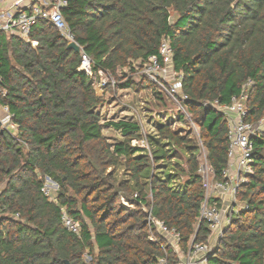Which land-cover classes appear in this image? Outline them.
<instances>
[{"label": "trees", "instance_id": "trees-1", "mask_svg": "<svg viewBox=\"0 0 264 264\" xmlns=\"http://www.w3.org/2000/svg\"><path fill=\"white\" fill-rule=\"evenodd\" d=\"M63 14L94 70L114 78L159 55L168 36L199 135L179 111L158 113L149 149L133 144L144 136L133 119L110 121L123 134L110 142L97 111L104 98L55 25L40 20L30 41L0 35L1 103L19 124L18 137L0 125V264H156L166 253L177 262L165 237L149 238L147 210L179 232L184 251L208 240L200 141L222 180L229 129L223 113L202 103H230L251 82L246 119L264 118V0H68ZM139 83L128 78L121 87L158 88ZM163 95L156 92L158 101ZM253 140V172L237 191L243 207L207 264H264V130ZM47 176L59 185L56 201L42 191ZM63 209L80 222V235L64 227Z\"/></svg>", "mask_w": 264, "mask_h": 264}, {"label": "built area", "instance_id": "built-area-1", "mask_svg": "<svg viewBox=\"0 0 264 264\" xmlns=\"http://www.w3.org/2000/svg\"><path fill=\"white\" fill-rule=\"evenodd\" d=\"M68 0H10L4 8L0 9V35L15 34L30 41L31 31L40 20L50 21L61 32L69 43L75 42L80 46L82 54L81 69L85 70L92 77L94 84L98 88H103L106 84H114L115 78L108 76L102 69L94 70L91 57L85 52L84 47L80 45L75 34L68 26L63 8L67 6ZM33 46L37 45L36 40L31 41ZM174 48L171 39L165 36L159 49V55H151L147 61L141 65L143 78L153 81L161 89H164L169 97L174 101L179 111H182L190 120V115L183 102L189 100L188 95L183 92L182 73L174 69ZM106 76L107 79H104ZM111 79V82H110ZM2 76L0 74V125L2 130L8 132L14 137H18L19 124L14 120V115L8 104L1 103V98L7 93L2 86ZM115 85V84H114ZM249 82L243 90L234 95L230 103H222L219 100L205 101L202 105L206 108H215L223 113L228 125V166L223 170L224 179H215L212 166L207 159V153L202 160L199 173L203 179L205 189L204 198L200 209V219L207 222L210 235L205 242H195L191 240L188 250L184 251L180 244V234L174 228H169L166 223L157 218L152 210H147V220L149 226V238L153 242H158V235L166 238L179 261L173 262L166 253L159 258L156 264H207L209 256L218 248L224 230L231 223L233 213L243 207L238 200L237 191L239 187L248 180V175L253 172L252 152L254 150L253 137L258 132L264 130V118L258 123H253L246 119L248 115L247 99ZM192 128L199 135L198 126L192 121ZM136 141L137 145L149 149V143L146 135ZM201 150L205 147L200 141ZM206 151V149H205ZM59 185L50 177H46L42 191L49 196L51 200H57V191ZM135 194L134 197H137ZM126 205L129 202L122 197ZM245 206V205H244ZM16 217L19 214H15ZM61 221L64 227L77 234H81V224L66 209L62 210Z\"/></svg>", "mask_w": 264, "mask_h": 264}, {"label": "rangeland", "instance_id": "rangeland-1", "mask_svg": "<svg viewBox=\"0 0 264 264\" xmlns=\"http://www.w3.org/2000/svg\"><path fill=\"white\" fill-rule=\"evenodd\" d=\"M142 68L141 64H137L134 72H132L130 68L122 69V73L119 74L121 79L115 78V85L106 84L103 88H98V85L95 84L98 94L104 98V104L99 106L97 111L100 113L101 122L103 123V133L108 137L110 142H116L123 138L121 130L113 128V126L110 125V121L128 119L138 121L141 125L143 135L145 134L147 136L149 133L156 132L154 121L158 113L165 115L167 114V116L173 115L174 118H178L177 115L179 114V110L176 104L169 97L167 92H165V90L161 89L159 86L158 88L155 87L154 89L142 87H139L138 89L135 87H121L128 78H132L140 86L141 83L139 82H141L143 78V74L141 72ZM103 78L107 79L106 76H103ZM118 86L120 87L118 88ZM161 90L165 94L163 95L165 99L158 101L159 99L156 96V92H160ZM189 122L190 126L192 127V119H190ZM174 126H183L189 128L186 124H183L179 121H177ZM134 143L137 144L138 142L136 143L135 141ZM201 152V160H203L207 151H205L203 148ZM119 169L120 170L117 171L118 178L120 180L127 178V175H124V171L122 172V169ZM126 206L131 207L130 205ZM91 229L93 228L91 227ZM85 258L86 260L90 259V255L86 253Z\"/></svg>", "mask_w": 264, "mask_h": 264}, {"label": "crops", "instance_id": "crops-1", "mask_svg": "<svg viewBox=\"0 0 264 264\" xmlns=\"http://www.w3.org/2000/svg\"><path fill=\"white\" fill-rule=\"evenodd\" d=\"M9 1H10V0H0V9H1V8H4V7L6 6V4L9 3ZM137 64L139 65L140 62H139V61L134 62L133 67L136 68V65H137Z\"/></svg>", "mask_w": 264, "mask_h": 264}, {"label": "water", "instance_id": "water-1", "mask_svg": "<svg viewBox=\"0 0 264 264\" xmlns=\"http://www.w3.org/2000/svg\"><path fill=\"white\" fill-rule=\"evenodd\" d=\"M69 48L75 49L76 51H80V46L76 44L75 42H71L68 44ZM66 263L69 264V262L66 260Z\"/></svg>", "mask_w": 264, "mask_h": 264}]
</instances>
